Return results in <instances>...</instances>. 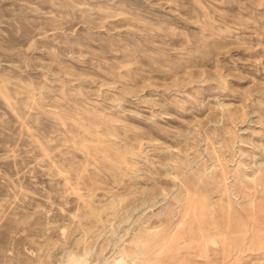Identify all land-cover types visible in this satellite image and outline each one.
<instances>
[{
	"label": "rangeland",
	"instance_id": "obj_1",
	"mask_svg": "<svg viewBox=\"0 0 264 264\" xmlns=\"http://www.w3.org/2000/svg\"><path fill=\"white\" fill-rule=\"evenodd\" d=\"M0 264H264V0H0Z\"/></svg>",
	"mask_w": 264,
	"mask_h": 264
}]
</instances>
